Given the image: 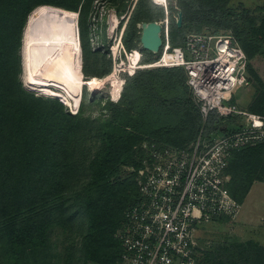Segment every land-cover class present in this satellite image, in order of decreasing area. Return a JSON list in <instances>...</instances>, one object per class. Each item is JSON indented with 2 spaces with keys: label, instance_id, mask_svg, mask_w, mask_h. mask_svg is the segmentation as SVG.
Masks as SVG:
<instances>
[{
  "label": "trees",
  "instance_id": "obj_1",
  "mask_svg": "<svg viewBox=\"0 0 264 264\" xmlns=\"http://www.w3.org/2000/svg\"><path fill=\"white\" fill-rule=\"evenodd\" d=\"M94 1L109 2L0 0V264H40L34 257L43 254L53 226L78 216H82L87 228L82 249L83 264H119L122 249L115 233L138 190L135 175L124 181L112 178L132 160L134 168L138 169L139 146L144 141H163V134H142L141 137L124 129L129 125L119 121L122 128L118 132L103 135L106 143L102 152L87 165L79 166L75 160L78 156L76 148L88 135L92 122L66 112L57 99L30 93L19 82L17 50L28 16L43 6L79 13L76 24L79 25L82 59L84 24ZM113 1L120 4L121 13H124L134 0ZM143 1L139 0L138 8ZM195 5L196 0H182L178 15L210 24L227 22L224 8ZM138 23L133 14L126 33H133ZM125 43L130 49L129 43ZM141 62L147 65L142 58ZM81 74L84 78L82 66ZM187 104L189 111L185 117L189 122L183 125L192 129L193 137L182 143L166 139L167 143L185 146L197 137L202 125L201 113L191 101ZM262 145L256 146V150V147L245 148L244 156L260 157V150L264 156ZM80 187L84 198L82 207L75 211ZM62 197H65L63 201ZM238 250L245 251L243 247ZM230 251V247L218 249L215 253H207L206 257H213V264H244L241 256H232Z\"/></svg>",
  "mask_w": 264,
  "mask_h": 264
},
{
  "label": "rangeland",
  "instance_id": "obj_2",
  "mask_svg": "<svg viewBox=\"0 0 264 264\" xmlns=\"http://www.w3.org/2000/svg\"><path fill=\"white\" fill-rule=\"evenodd\" d=\"M138 2L139 0L132 1L126 11L121 13L120 4L113 0L104 3L94 1L88 21L84 24L81 59L83 77L98 79L110 73H117L123 81L120 96V99H123H115L109 83L103 84L97 92L90 91L83 85L82 105L76 114L65 101L57 99L66 112L92 122L88 127V135L80 140V146L76 148L78 156L75 160L79 166L87 165L102 152L106 143L103 135L118 132L122 128L119 121H124L125 126L129 125L123 127L124 129L140 136L163 134V142L167 139L182 143L193 137L192 129L183 123L189 122V118L185 117L189 111L187 101H191L196 109L198 106L185 85V69L139 67L130 71L129 68L120 67L121 64H131L135 51L140 53L143 62L148 65L161 57L162 53L154 55L142 48L139 25L143 22L160 23L171 48L184 47L187 37L191 34L215 31V34H230L235 37L248 59L247 71L250 79L245 86L236 87L231 103L236 104L240 110L264 117V0H196L195 6L224 8L227 22L220 21L217 24L180 17L177 12L182 0H168L164 6L154 5L155 0H144L139 8ZM133 14L140 23L133 33H126ZM24 28L17 50L18 79L25 90L37 96L47 97L42 89L30 87L25 79ZM84 78V81L87 80ZM98 80L103 81L105 78ZM246 150L237 152L229 168L231 192L241 204V209L234 220H221L198 226L195 239L202 254L200 264H213V257H206V254L227 247L231 249L230 255L241 256L244 264H264V156L260 150V157L253 155L247 158L243 152ZM133 161L121 167L118 175L112 180L124 181L131 177ZM64 198L62 197L61 201ZM83 198V189L80 187L74 210L82 207ZM86 233L87 228L82 216L68 222L64 220L53 226L46 249L43 254H37L34 258L40 264H83L82 249ZM240 247L245 251L240 252Z\"/></svg>",
  "mask_w": 264,
  "mask_h": 264
},
{
  "label": "built area",
  "instance_id": "obj_3",
  "mask_svg": "<svg viewBox=\"0 0 264 264\" xmlns=\"http://www.w3.org/2000/svg\"><path fill=\"white\" fill-rule=\"evenodd\" d=\"M162 38L157 64L166 66L169 53L170 68L185 69L202 125L185 146L159 140L139 146L140 165L132 169L138 194L115 233L119 264H200L198 226L234 220L241 209L230 188L232 159L264 144V117L231 103L236 87L250 79L236 38L215 31L191 34L181 48H171L164 31Z\"/></svg>",
  "mask_w": 264,
  "mask_h": 264
},
{
  "label": "bare ground",
  "instance_id": "obj_4",
  "mask_svg": "<svg viewBox=\"0 0 264 264\" xmlns=\"http://www.w3.org/2000/svg\"><path fill=\"white\" fill-rule=\"evenodd\" d=\"M167 2L168 0H155L157 5L164 6ZM76 14L78 15L55 7H39L28 17L23 36V67L28 85L42 89L47 97L65 101L75 114L80 111L82 105L83 85L90 91L97 92L99 87L109 83L116 100L120 99L123 89V81L117 73H111L103 81L95 78L84 81L81 78L80 33L77 37ZM140 57L138 52H133L131 64H121L120 67L129 68L130 71L139 67H171L169 53H166L163 61L166 66L157 64V61L141 66Z\"/></svg>",
  "mask_w": 264,
  "mask_h": 264
},
{
  "label": "water",
  "instance_id": "obj_5",
  "mask_svg": "<svg viewBox=\"0 0 264 264\" xmlns=\"http://www.w3.org/2000/svg\"><path fill=\"white\" fill-rule=\"evenodd\" d=\"M69 13H76V12L69 11ZM139 28L141 29L140 43L142 45V48L154 55H158L159 53H161V47L163 44L162 33L164 31L162 25L158 22H149V23L144 22L139 25ZM24 33L25 32H23V36ZM78 33H79V27L77 24V37H79Z\"/></svg>",
  "mask_w": 264,
  "mask_h": 264
},
{
  "label": "crops",
  "instance_id": "obj_6",
  "mask_svg": "<svg viewBox=\"0 0 264 264\" xmlns=\"http://www.w3.org/2000/svg\"><path fill=\"white\" fill-rule=\"evenodd\" d=\"M246 201V200H245Z\"/></svg>",
  "mask_w": 264,
  "mask_h": 264
}]
</instances>
